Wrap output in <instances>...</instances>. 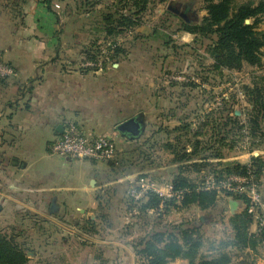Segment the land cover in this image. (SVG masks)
<instances>
[{"label":"crops","instance_id":"crops-1","mask_svg":"<svg viewBox=\"0 0 264 264\" xmlns=\"http://www.w3.org/2000/svg\"><path fill=\"white\" fill-rule=\"evenodd\" d=\"M54 9L58 17L50 13L41 0H0V54L15 71L14 76L0 77V214L10 210L16 221L29 219L32 225L59 220L67 226L69 222L72 232L78 226L86 227L89 219L99 220L100 210L107 213L103 211L106 202L119 209L125 205L127 185L139 173L147 172L153 179L170 182L174 164L168 161L142 169L138 166L118 168L107 161L53 153L52 144L69 121L90 136L111 137L116 152L128 151L133 148L132 140L121 134L122 139L114 129L136 116H126L127 113L137 111L136 89L130 85L137 77L135 73L131 75L127 72L129 69L126 71L121 58L101 70L80 67V46L71 40L77 37L76 31L64 26L61 11ZM175 79H170L173 88H184L178 77ZM152 96L151 91L145 94L146 111L161 108L162 121L167 122L165 126L178 125L179 102H174L179 101L180 92L169 93V106L164 102L156 105ZM141 113L145 128L153 129V122ZM150 133L152 136L154 131ZM227 201L234 212L243 208L237 200L228 197ZM160 212L163 224L178 223L167 220L168 215L163 210ZM120 215L111 216L112 226L119 223ZM128 216L133 218L129 213ZM124 218L128 219L126 215ZM148 218L144 225L146 231L154 227L152 215ZM250 230L257 231L255 223L252 222ZM76 231L82 236L88 235L86 231ZM136 237L127 234L109 240L126 241L131 247L129 244ZM113 254L115 257L127 255L121 248ZM130 254L135 256L133 248ZM166 264H186V261L175 259Z\"/></svg>","mask_w":264,"mask_h":264},{"label":"rangeland","instance_id":"rangeland-1","mask_svg":"<svg viewBox=\"0 0 264 264\" xmlns=\"http://www.w3.org/2000/svg\"><path fill=\"white\" fill-rule=\"evenodd\" d=\"M56 1L60 5L58 9L61 11L62 24L68 25L76 31L74 34L77 37L71 38V40L75 41L77 46L95 41L101 44V49H105L106 42L114 39L104 38L98 14V11L103 8L108 0H104V2L101 0V2L98 1L94 4H92L93 0H86L87 3L83 5L81 4L82 0ZM246 1L256 3L259 0H235V4ZM168 6L175 7L178 13H183V15L167 9ZM202 7L201 0H164L161 3L155 0L148 4V9L144 13L145 25L142 26L143 28L114 39L125 50L120 58L127 66L126 71L129 69L127 71L130 72L129 74L135 73L137 76L131 80L133 85L130 84L136 89L137 111L127 113L126 116L144 112L146 117L153 122L154 128L156 127V129L150 130L144 128L138 138L130 139L132 140L130 143L132 147H138L141 151V154L135 155L133 159L134 162L139 163L140 167L151 164L158 165L162 162L168 163L172 157V155L164 152L159 144L150 150L148 148L151 144L150 140L145 141L153 137L151 141L155 140V143H159L167 138L164 131H158L160 128L166 127L165 124L167 123L162 121L161 108H157L158 110L153 112L146 111L148 104L145 102V94L149 91L154 94L152 98L156 105H161L164 102L166 106H169L167 103H171L169 97L172 95L170 94L168 97L170 92L176 90V92L182 93L177 99L179 101L174 102H179V106H177L179 107V119L198 123L204 120L205 114L211 112L209 120L212 122L221 123L227 114H235L242 124H247L252 105L247 99L244 86L252 88L254 84L264 85V47L261 49L260 64L258 65H250L244 62L239 69H223L222 71L209 69L214 62L213 56L206 49L210 41L203 37H196L197 39H195L193 34L181 30L185 22H197L206 14V10ZM161 26L164 27L163 30L160 29ZM153 27L157 31L153 32ZM257 29L264 31V15L261 16ZM164 42L167 43L164 45ZM113 62L112 59L107 60L108 65ZM175 77H178L177 80L182 83H188V85H184V88H173L170 79H175ZM192 77L195 80L191 79ZM203 78H206L207 81L204 82ZM261 125V129L254 136L250 135L246 127L242 128L233 147H230L233 136L229 137L230 135H228L226 141L214 143L202 155L217 150L224 156L220 160L221 162L235 160L245 163L247 160L249 163L252 155H259L264 159V116ZM152 130L154 133L151 136ZM205 130H209V128H205ZM114 131L119 133L116 129ZM120 136L123 139L121 134ZM207 136H209V132H206L202 138ZM122 139L121 141H123ZM136 159L137 161H135ZM213 161L216 162L215 160L211 162ZM208 170L205 168L203 173L199 174L203 175ZM200 178L196 177L197 180ZM155 180L160 184L164 183L159 179L155 178ZM259 185L264 201V170L259 178ZM106 195H104L105 198ZM103 211H108L106 213L108 220L104 221L101 217L99 220H95L94 230L87 231L79 228L80 226L78 228L74 226L82 232L86 231L87 236L80 235L76 229L74 231L72 229L71 232L68 227L69 222L66 226L61 223L63 221L59 220L43 225H32V221L29 219L16 221L10 210L0 214V230L7 235L14 234L17 236L18 234L16 240L23 243L24 247L28 249L29 260L27 264H105L103 261L105 257L103 256V260L100 258L102 250H105L103 251L105 256L111 258V262L108 264H113L114 259L118 264H138L136 257L130 254L132 248L127 246L126 241H118L120 242L118 243L114 240L110 242L109 238L127 234L140 236L146 229L141 224L134 228H128L134 219L128 216L126 205L119 209L115 208L114 204L106 205L105 203ZM118 213L121 214L117 218L119 223L112 226L114 220L111 216H116ZM180 213L177 214L171 210L166 214L168 215L167 220L177 222L193 220L197 224V219H200L203 222L201 231L207 243L214 242L217 244L219 240L226 239L228 235L226 221L232 211L224 195L220 196L217 205L211 210L200 211L191 207L185 211H180ZM98 214L103 213L100 210ZM125 215L129 220L124 218ZM125 221L128 223H124ZM139 222L143 223V218H140ZM118 247L127 255L115 257L113 252L118 250ZM261 253L263 256H258V264H264V247L260 250L259 254ZM241 256H243L241 253L233 252V263L238 262Z\"/></svg>","mask_w":264,"mask_h":264},{"label":"trees","instance_id":"trees-1","mask_svg":"<svg viewBox=\"0 0 264 264\" xmlns=\"http://www.w3.org/2000/svg\"><path fill=\"white\" fill-rule=\"evenodd\" d=\"M55 1L41 0L52 14L55 13L53 7ZM98 1L101 2V0H93L92 4ZM102 1L104 2V0ZM154 1L108 0L98 11L104 38L115 39L121 35L136 32L139 27L145 25L144 13L148 9V4ZM163 1L157 0L159 3ZM201 1L206 14L197 22H185L181 30L193 34L195 39L203 37L210 41L206 49L213 56L214 62L209 69L212 71L239 69L244 62L250 65L260 64L261 49L264 47V31L258 30L257 24L261 16L264 15V0H259L256 3L246 1L239 4H235V0ZM86 3V0H82L81 4ZM55 15L58 17L59 14L55 13ZM246 19L250 20V23H245ZM160 29L163 30L164 27L161 26ZM155 31L157 29L153 27V32ZM114 39L106 42L105 49H101V44L95 41L88 44L82 43L80 54L87 61L99 62L100 60L102 68L106 66L107 60L112 59L117 62L125 50ZM166 43L164 42V45ZM104 50L106 52H103ZM86 69L96 70V67ZM203 81L206 82V78H203ZM184 85H188V83L181 84L185 87ZM244 87L247 99L252 105L247 124H242L235 114H227L221 123L212 122L209 120L210 112L205 114L204 120L198 123L179 119V124L172 128L167 126L160 128L158 131H164L167 138L159 143H155V140L151 141L153 137L145 140L146 142L150 140L151 144L148 147L150 150L159 144L164 152L172 155L170 162L174 164V171L170 183L174 189L183 190V193L180 198L163 199L151 192L144 201L138 203H134L127 194L124 196L127 212H131L133 208L138 211V214L132 215L136 222L129 225L128 228L140 226L139 224L144 226L149 221L148 216L152 215L153 217L154 227L137 236L136 240L130 243L138 264H166L175 259H183L186 264H258L257 258L261 256L262 253H259L264 247V228L256 232L250 230L252 219L246 210V198L229 192L202 188L205 178L210 174L216 181H220L231 174L241 175L251 170L259 180L264 170V159L259 155H252L249 163L235 160L221 162L220 160L224 156L217 150L202 155L214 143L226 141L228 135H230L229 137L233 136L230 145L233 147L236 137L244 127L249 130L252 136L261 129V121L264 116V85L254 84L252 88ZM205 128H209V130H205ZM206 132H209V136L203 139ZM140 154L141 151L134 146L131 150L116 152L115 157L107 162L112 167L118 165V168L139 166V163L134 162L133 159L135 155L139 156ZM212 160L216 162H211ZM149 166H157V164ZM205 168L209 170L200 175L199 173H203ZM190 173L195 175L191 177L188 175ZM138 176L150 175L147 172H141ZM196 177L201 178L197 180ZM221 195H224L226 199L230 197L237 200L243 204V208L227 217L228 235L226 239L219 240L217 244L207 243L201 231L203 222L200 219H197V224L193 220L162 223L163 218L160 216L159 210L161 206L166 214L171 210L183 211L191 207L206 211L217 205ZM107 204L110 203L106 202ZM149 211H152L153 214H149ZM100 217L104 221L108 220L106 213L101 214ZM140 218H143V223L139 222ZM86 224L88 228L83 227L82 229L94 230V220L89 219ZM16 237L18 234L17 236L7 235L0 230V264H27L28 249L24 247L23 243L17 241ZM233 252L243 255L238 262L233 263ZM104 257L101 253L100 258L102 260L104 258L105 264L111 262V258ZM113 264H118L116 259L113 260Z\"/></svg>","mask_w":264,"mask_h":264},{"label":"built area","instance_id":"built-area-1","mask_svg":"<svg viewBox=\"0 0 264 264\" xmlns=\"http://www.w3.org/2000/svg\"><path fill=\"white\" fill-rule=\"evenodd\" d=\"M53 7L58 9L60 5L55 1ZM80 59V67L95 68L101 70L102 63ZM15 75L14 69L2 60L0 54V77L6 78ZM52 151L61 156L93 161H108L115 157L116 145L114 140L106 135L90 136L83 132L74 122H67L63 132L52 144ZM202 188L214 189L218 192H229L233 195H242L246 198V210L252 222L256 224L257 231L264 228V201L262 198L259 180L253 171L246 174H231L226 178L216 181L210 174L205 178ZM155 193L163 199L172 197L180 198L183 190H176L170 182L158 183L151 176H138L127 186V196L138 203L146 199L149 193ZM162 210V206L159 209ZM130 216L138 214L136 208L129 212Z\"/></svg>","mask_w":264,"mask_h":264},{"label":"water","instance_id":"water-1","mask_svg":"<svg viewBox=\"0 0 264 264\" xmlns=\"http://www.w3.org/2000/svg\"><path fill=\"white\" fill-rule=\"evenodd\" d=\"M167 9L172 10L175 13H178L177 9H174L173 6H168ZM183 15V13H178ZM245 23H250L248 19L245 20ZM145 128V118L143 113H139L136 116L130 117L123 122L119 123L116 126L117 131L122 134L125 138H138ZM231 211L234 212L232 206Z\"/></svg>","mask_w":264,"mask_h":264},{"label":"flooded vegetation","instance_id":"flooded-vegetation-1","mask_svg":"<svg viewBox=\"0 0 264 264\" xmlns=\"http://www.w3.org/2000/svg\"><path fill=\"white\" fill-rule=\"evenodd\" d=\"M174 9H176L175 7H173Z\"/></svg>","mask_w":264,"mask_h":264}]
</instances>
